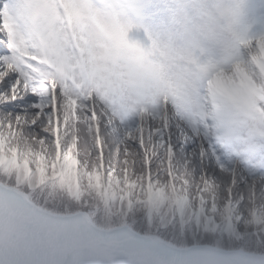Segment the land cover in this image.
Returning a JSON list of instances; mask_svg holds the SVG:
<instances>
[{
	"label": "snow or ice",
	"instance_id": "1",
	"mask_svg": "<svg viewBox=\"0 0 264 264\" xmlns=\"http://www.w3.org/2000/svg\"><path fill=\"white\" fill-rule=\"evenodd\" d=\"M114 0H0V264H264V35L164 88Z\"/></svg>",
	"mask_w": 264,
	"mask_h": 264
},
{
	"label": "clouds",
	"instance_id": "2",
	"mask_svg": "<svg viewBox=\"0 0 264 264\" xmlns=\"http://www.w3.org/2000/svg\"><path fill=\"white\" fill-rule=\"evenodd\" d=\"M130 2L134 11L117 10L111 42L125 71L160 88L225 66L241 47L253 40L259 46L264 35L254 30L258 20L251 14V0H189L190 10L179 6L175 29L146 33L145 42L130 35L139 27L138 0Z\"/></svg>",
	"mask_w": 264,
	"mask_h": 264
}]
</instances>
